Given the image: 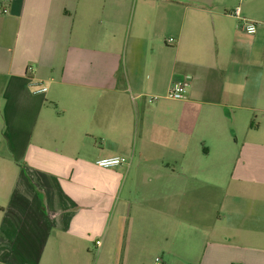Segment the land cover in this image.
<instances>
[{
  "label": "crops",
  "instance_id": "obj_1",
  "mask_svg": "<svg viewBox=\"0 0 264 264\" xmlns=\"http://www.w3.org/2000/svg\"><path fill=\"white\" fill-rule=\"evenodd\" d=\"M237 7L264 23V0H0V264H264V27Z\"/></svg>",
  "mask_w": 264,
  "mask_h": 264
},
{
  "label": "built area",
  "instance_id": "obj_2",
  "mask_svg": "<svg viewBox=\"0 0 264 264\" xmlns=\"http://www.w3.org/2000/svg\"><path fill=\"white\" fill-rule=\"evenodd\" d=\"M232 15L238 19L239 28L245 34L254 35L255 33H257L259 27H264V23H259L242 17L241 10L239 7L233 10ZM169 42H173V39H170ZM30 85L32 86L31 90L33 94H40L47 91L46 87L44 86L40 87L38 83H32ZM33 86H37L38 88L35 89L33 88ZM189 86H190V81L188 79H184L176 83H173L170 86L166 97L174 101H181L186 98ZM151 101H153V99H151L150 102ZM96 164L98 167L103 169L117 168L123 165H128L129 158L125 156L104 157L99 159ZM100 244L101 241H96L97 246Z\"/></svg>",
  "mask_w": 264,
  "mask_h": 264
}]
</instances>
